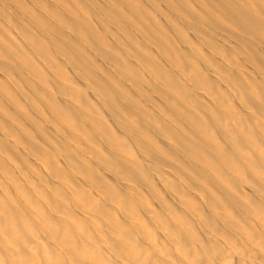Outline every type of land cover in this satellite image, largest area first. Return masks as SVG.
I'll return each mask as SVG.
<instances>
[{
    "label": "bare ground",
    "instance_id": "6f19581e",
    "mask_svg": "<svg viewBox=\"0 0 264 264\" xmlns=\"http://www.w3.org/2000/svg\"><path fill=\"white\" fill-rule=\"evenodd\" d=\"M0 264H264V0H0Z\"/></svg>",
    "mask_w": 264,
    "mask_h": 264
}]
</instances>
